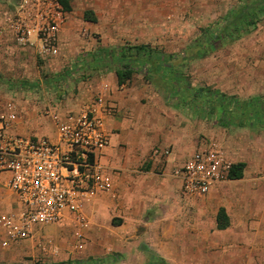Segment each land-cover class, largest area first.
<instances>
[{"label":"crops","instance_id":"crops-1","mask_svg":"<svg viewBox=\"0 0 264 264\" xmlns=\"http://www.w3.org/2000/svg\"><path fill=\"white\" fill-rule=\"evenodd\" d=\"M85 21L96 23L86 18ZM65 31L63 27L59 36L61 55L54 59L44 56L45 65L41 67L54 74L52 79L40 84L49 92L45 91L41 98L31 94L16 97L21 117L14 132L56 140L57 128L45 116L46 108L79 111L95 97H101L105 108L112 113L106 121L110 144L99 162L103 173L112 181L113 191L87 197L80 208V222L74 215H67L59 224L37 227L31 238L20 242L4 245L7 237L0 224V264H25L28 258L44 260L51 253H58L56 238L65 237L66 231L62 229L72 223L82 246L78 248L89 244L90 251L96 255L119 251L125 256L140 257L145 255L142 254L145 250L159 254L171 264H223L226 249L240 248L249 250V258L256 262L264 260V238L258 241L244 237L247 233L264 235L263 224L255 223L256 227L248 224L247 209L241 196L236 194V182L245 180L246 167L243 178L219 182L203 197L185 193L183 181L174 175V169L195 152L198 138L191 132V125L182 126L181 122L168 119L164 125L156 124L153 112L141 113L136 90L118 84L116 72H95L89 79L68 83L69 87L67 84L56 87V78L68 62L65 47L73 41ZM0 46L8 49L10 55L17 52L20 58L22 52L24 55L36 50L30 46L19 48L13 35H0ZM75 53L77 56L78 50ZM12 57L9 61L15 64ZM81 68L73 69L85 72ZM60 89L67 90V100L59 102ZM157 147L169 148V157L154 156ZM9 178L8 174L0 173V219L15 218L19 211L17 197L8 185ZM244 188L257 197L254 186L244 184ZM221 208L229 218V226L223 230L218 228L217 220ZM224 232L232 235L227 245L219 240Z\"/></svg>","mask_w":264,"mask_h":264},{"label":"rangeland","instance_id":"rangeland-1","mask_svg":"<svg viewBox=\"0 0 264 264\" xmlns=\"http://www.w3.org/2000/svg\"><path fill=\"white\" fill-rule=\"evenodd\" d=\"M240 1L243 0H72L71 11L65 10L67 17L64 27L66 36L73 41L68 40L70 44L67 43L65 47L68 62L54 85L67 84L66 87H69L68 83L76 84L77 81L89 79L95 72H116L118 64L101 49L120 56L125 47L147 45L164 54L187 55L202 29L220 21ZM18 3L19 0H0V28L6 13L14 14ZM88 10L94 13L96 23L85 21L84 14ZM7 35L13 34L5 31L4 36ZM15 42L19 48L30 46L36 50L31 54L23 55L25 52H22L23 57L20 58L17 52L11 53L12 57L8 49L0 46V108L16 97L30 94L43 97L45 91H49L42 89L40 84L54 75L49 70L41 69L45 65V58L36 45H24L16 38ZM76 50L79 52L77 56ZM10 57L15 64L9 61ZM22 60L26 65L22 64ZM74 67H82L85 72H74ZM184 71L195 88L211 87L243 100L264 97V14H260L253 31L203 58L190 60ZM124 85L136 90L141 113L153 112L156 124L164 125L168 119L181 122L182 126L191 125V132L197 134L198 138L195 151L205 141H225L235 162L245 163V180L236 182V194L241 196L247 209L248 224L253 227L257 226L255 223L264 225V127H221L207 114L197 112L193 105L184 102L176 92L170 91L169 86L151 74L135 73ZM244 184L254 186L257 197L251 196ZM75 229L74 223L62 229L66 234L63 238H56L58 253H51L44 260L31 257L25 264H171L159 254L145 250L142 251L145 255L140 257L132 254L125 256L119 251L96 255L90 251L89 244L83 249L77 247L81 242L75 236ZM249 236L258 241L260 237L264 238L263 234L249 233L244 237L248 240ZM231 237L230 232H224L219 240L227 245ZM249 253L246 249H226L223 264H264L263 259L256 262L249 258Z\"/></svg>","mask_w":264,"mask_h":264},{"label":"built area","instance_id":"built-area-1","mask_svg":"<svg viewBox=\"0 0 264 264\" xmlns=\"http://www.w3.org/2000/svg\"><path fill=\"white\" fill-rule=\"evenodd\" d=\"M66 17L61 0H19L14 14L6 13L0 35L9 31L18 42L36 45L43 57L55 58ZM60 90L59 102L67 100V90ZM111 113L101 97L79 111L46 108L44 114L58 132L57 139L51 140L14 132L21 117L15 100L0 108V173L10 176L8 185L19 203L15 218L0 219L7 237L4 245L29 239L37 227L59 224L67 215L80 222L87 197L113 191L99 162L110 144L106 121ZM170 153L161 147L153 152L166 158ZM233 157L225 141L211 139L175 168L174 175L182 179L185 193L203 197L215 184L230 180L236 164Z\"/></svg>","mask_w":264,"mask_h":264},{"label":"trees","instance_id":"trees-1","mask_svg":"<svg viewBox=\"0 0 264 264\" xmlns=\"http://www.w3.org/2000/svg\"><path fill=\"white\" fill-rule=\"evenodd\" d=\"M243 0L213 24L203 28L200 36L193 42L188 54H164L147 45L125 47L122 54L109 53L101 49L109 59L115 61L118 84L124 85L135 73L151 74L169 86L184 102L193 105L197 112L210 116L224 128H263L264 97L239 99L217 92L211 87L195 88L188 81L184 69L190 60L203 58L211 51L253 31L264 14V0ZM67 12L71 11V0H61ZM85 18L96 22L92 11L85 12ZM245 163H236L231 170L230 179H241ZM218 228L226 229L229 218L224 208L218 213Z\"/></svg>","mask_w":264,"mask_h":264}]
</instances>
